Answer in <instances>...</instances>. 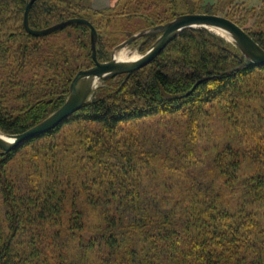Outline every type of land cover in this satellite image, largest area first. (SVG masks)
Instances as JSON below:
<instances>
[{
  "label": "trees",
  "instance_id": "trees-1",
  "mask_svg": "<svg viewBox=\"0 0 264 264\" xmlns=\"http://www.w3.org/2000/svg\"><path fill=\"white\" fill-rule=\"evenodd\" d=\"M28 1L0 0V26L15 21L27 38L41 41L71 27L87 52L85 67L94 65L87 25L30 34L23 26ZM55 1L33 0L30 27L84 17L97 31L96 56L104 61L108 44L96 21L120 27L148 0L102 9L92 8L91 0ZM208 4L211 10L204 11L215 13ZM252 27L245 28L264 48V30ZM152 39L144 38L139 49ZM39 43L31 58L39 57ZM232 48L206 27L185 28L145 66L104 80L60 124L0 153V264H264V123L253 122L258 113L243 115L240 100L244 89L256 96L257 87L264 88V65L248 64ZM54 49L51 58L36 61L51 75L43 71L0 92L2 132L21 133L65 101L78 69L57 76L55 58L67 61L68 54ZM15 85L14 99L24 106L7 109L3 100ZM214 119L227 125L230 138L214 157H203L199 142ZM244 158L260 170L241 178ZM48 221L54 234L47 245L39 237Z\"/></svg>",
  "mask_w": 264,
  "mask_h": 264
},
{
  "label": "rangeland",
  "instance_id": "rangeland-1",
  "mask_svg": "<svg viewBox=\"0 0 264 264\" xmlns=\"http://www.w3.org/2000/svg\"><path fill=\"white\" fill-rule=\"evenodd\" d=\"M55 2L59 3V0H56ZM208 3H213L216 6L215 13H211V14H218L225 16L233 20L234 22H236L238 18L244 17L241 20V24H238V22L236 23L245 30H246L245 27L250 28L252 26H253L252 29L257 28L255 26H258L264 30L263 0H192V1L164 0L162 2L160 0H148L146 6L143 7V9H141L142 11L140 10L141 12L138 13V15H131L130 18H128V20H125L124 24L121 25L120 27L119 26L117 27V25H115L116 21H112L113 23L111 22V26L106 25L105 18H101L100 20L96 21L98 34H100V36L102 37V42L108 44V48L106 47L104 48L105 55L106 53L108 55V57H106L104 61L109 60L110 52L116 45L126 40L131 35L138 33L142 29H146L151 26L170 21L177 15H181L185 13H202V12L208 13L204 11V9L206 11L211 10L210 6L212 5ZM74 7H75L74 5L71 7L72 14L73 11H75ZM200 7L203 8L202 9L203 11L201 10ZM67 14L68 12L65 15ZM115 19L118 18H114L113 20ZM16 26L17 23L15 21L9 22L7 25L0 26L5 30V31L0 30V45L6 41V43H4L3 46H0V92L2 91L9 92L10 88L14 83L15 84L22 83L23 82L22 80L29 81L35 78L38 74L44 73L43 71H46L47 74L51 75L53 73V70H45L44 68L38 69L36 67L37 65L36 61L43 58H49L50 56L48 54H50V52L51 53L56 52L54 49L55 46L57 49V53H59V51H66V53L68 54L67 61L61 57V54H58L57 58H55L57 62V64L55 65L56 67L55 74L57 76L66 75L68 71L71 70L72 68H77L78 70L89 68V67H85V55L87 54V52L82 51L80 47L77 45V43L74 41V38L79 37V34L75 32L71 27L66 28L60 33L56 32L55 35L50 36L49 38H46L43 41H41L39 39L34 40L27 38V36H25L23 32L19 30L18 27ZM121 27L127 28V31L126 32L125 30L122 32H120V30L118 31V28ZM12 30L15 32L14 34L10 33ZM211 31L220 35L214 30ZM122 33L128 35L125 36ZM158 35L159 34L149 35L152 36L153 39L143 52L139 49V45L147 36L138 38L132 43L125 46L122 50H119L118 56L127 59L133 56L141 55L156 40ZM11 36H13V38H10ZM222 37L231 43V45L233 46L232 49H235L242 54V52L239 50V48L236 46L234 42L230 41L224 36ZM84 38L86 39V36ZM115 39L118 40L114 41ZM36 41L40 42L39 46L41 50L39 53V57L37 56L36 53L37 58H31L30 52H32L33 43H35ZM52 43L53 45L54 44L55 45L51 46ZM25 44L28 45L27 49L24 48ZM43 45H45L46 47H44ZM88 45L90 49V37L88 39ZM36 50L37 52H39L38 49ZM175 55L178 56V54ZM103 81L104 80H96L94 82L88 98L91 96L92 92L99 85L102 84ZM15 87L16 85L14 86V90L12 92L13 96L8 94L6 95V99L3 100V107L7 109H11L12 107H17V106L19 107L24 106L23 101H17L14 99V96H16ZM246 89L248 91H246ZM246 89H244L245 92L244 97L240 98L243 104L242 114L247 116L248 118L249 117L251 118L252 114L258 113L259 114L258 116L260 118L254 119V117H252L253 122L264 123V88L257 87L256 96H254V94H250L249 93L250 90L248 88ZM219 120L220 119H214L210 123V125L206 128V134L203 135L202 140L199 142V146L205 149L203 157H208V156L214 157V155L218 153V151L223 147L224 144H226V142L230 138V133L227 125L223 124ZM181 123L182 122L180 120L176 125L177 129L180 128L182 129V125L180 126ZM263 133H264V127H263ZM232 145H235V142H232ZM59 147L60 145L55 147L54 149L56 150ZM78 150L79 149L77 148L76 153L73 152L71 153L72 158H75L77 156ZM17 163H18V159L16 158L7 166L8 171L14 172L16 170L15 165ZM258 170H260L259 165L255 163L253 159L244 158L242 161V168L239 173V176L241 178L250 176L253 175V172ZM45 174H46V170H45ZM82 177H83L82 174H80V179ZM43 225L44 226L40 234L39 241L43 244L48 245L51 243L52 236L54 234L53 232L54 226L52 225L51 221H48V223ZM36 243L39 242L36 241ZM75 252L76 249L74 248V244H71V246L68 249V253L70 257L72 258L75 257L76 256ZM90 256H91L90 261L96 262V259H92L95 257L93 255Z\"/></svg>",
  "mask_w": 264,
  "mask_h": 264
},
{
  "label": "water",
  "instance_id": "water-1",
  "mask_svg": "<svg viewBox=\"0 0 264 264\" xmlns=\"http://www.w3.org/2000/svg\"><path fill=\"white\" fill-rule=\"evenodd\" d=\"M32 2L33 0L27 2L24 11L23 26L26 31L37 36L48 35L72 23H83L90 28V49L94 65L76 72L70 82L67 98L61 106L45 119L21 133L7 134L0 131V133L11 139L6 141L0 138V153L12 150L28 139L43 134L60 124L85 103L96 80H106L119 74L129 76L132 72L148 64L185 28L206 27L214 31L216 29L222 30L229 34L231 39H227L236 44L248 64L264 65V48L244 28L225 16L203 12L177 15L170 21L142 29L116 45L110 52L109 60L99 61L96 56L97 31L89 20L84 17H70L44 28H32L28 21V12ZM153 34L159 35L136 60L122 61L115 58V54L128 44L138 38Z\"/></svg>",
  "mask_w": 264,
  "mask_h": 264
},
{
  "label": "crops",
  "instance_id": "crops-1",
  "mask_svg": "<svg viewBox=\"0 0 264 264\" xmlns=\"http://www.w3.org/2000/svg\"><path fill=\"white\" fill-rule=\"evenodd\" d=\"M123 0H91V7L94 9H102L113 7L120 4Z\"/></svg>",
  "mask_w": 264,
  "mask_h": 264
},
{
  "label": "bare ground",
  "instance_id": "bare-ground-1",
  "mask_svg": "<svg viewBox=\"0 0 264 264\" xmlns=\"http://www.w3.org/2000/svg\"><path fill=\"white\" fill-rule=\"evenodd\" d=\"M216 31H217L219 34L223 35L224 37L231 39L230 36H229V34H227L226 32H224V31H222V30H219V29H216ZM138 57H139V56H133V57H131V58H127V59H125V58H123V57H121V56H118V53L115 54V58L118 59V60H122V61H134V60H136ZM0 138L4 139V140H6V141H10V140H11L10 138H8L6 135H4V134H2V133H0Z\"/></svg>",
  "mask_w": 264,
  "mask_h": 264
}]
</instances>
